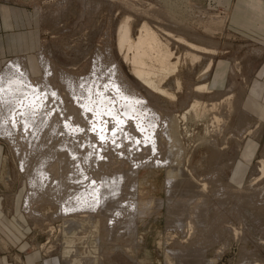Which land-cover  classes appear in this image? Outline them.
I'll list each match as a JSON object with an SVG mask.
<instances>
[{
	"label": "rangeland",
	"instance_id": "1",
	"mask_svg": "<svg viewBox=\"0 0 264 264\" xmlns=\"http://www.w3.org/2000/svg\"><path fill=\"white\" fill-rule=\"evenodd\" d=\"M234 1L86 0L82 4L81 0H0V68L14 55L25 54L37 77L41 69L36 54L46 48L58 66L86 73L97 54L109 48L142 94L146 89L133 77L131 64L117 48L120 27L125 20L130 22L135 38L144 20L154 26L161 24L165 30L160 38L169 46L172 61H179L165 83L176 96L153 101L159 103L160 112L175 114L178 119L179 114L189 111L179 125L183 148L178 159L184 166L180 180H185L182 184L186 188L173 187L174 193L169 192L167 198L176 204L165 201L143 220L140 243L131 233L129 239L117 231L109 238L104 218L97 219L95 228L64 227L55 217L58 206L53 204L35 203L44 218L34 221L27 217L22 208L27 175L20 169L18 154L2 140L0 229L8 234L11 228L25 229L23 236L31 240L28 247L41 254L40 263L47 264H62L64 259L71 264H243L252 260L264 264V31L253 26L231 28ZM180 37L207 46L211 52L192 50ZM190 51L199 53L200 59L193 61ZM211 57L213 65L207 68ZM201 82L208 83L210 93L201 95L193 90ZM225 93H230L232 100L221 103L218 112L199 114L211 98ZM195 99L200 105L192 109ZM220 113L225 120L213 122V114ZM202 136L211 138L215 149H210ZM127 168L124 164L119 170ZM162 178L161 173L155 177L154 194L163 199ZM251 194L256 203L247 204L243 198ZM255 204L263 208L257 209ZM173 206L177 207L174 214L170 213ZM191 211L203 222L200 234L193 235V241V237H183L184 232L175 242L176 233L165 234L164 225L178 216L188 218ZM166 235L173 240L165 243ZM212 235L215 237L210 240ZM1 238L6 244L1 242L0 248L7 249L0 234Z\"/></svg>",
	"mask_w": 264,
	"mask_h": 264
},
{
	"label": "bare ground",
	"instance_id": "2",
	"mask_svg": "<svg viewBox=\"0 0 264 264\" xmlns=\"http://www.w3.org/2000/svg\"><path fill=\"white\" fill-rule=\"evenodd\" d=\"M81 2L86 4V0ZM136 12L144 13L139 9ZM164 30L161 24L154 26L144 20L134 38L130 22L125 20L120 27L117 48L131 64V74L146 94L139 92L140 88L132 83L109 48L97 54L86 73L58 66L46 48H40L36 54L41 69L37 77L25 54L14 55L0 68V140L18 154L20 169L26 172L28 187L22 208L27 217L34 221L43 219L34 204H53L58 206L55 217L64 227L95 228L97 219L104 218L109 238L117 231L128 239L132 234L138 241L140 225L153 210L165 201L168 205L176 204L167 197L169 192L174 193L173 187H185V180H180L184 178V166L178 159L183 148L179 125L188 118L189 111L179 114L178 119L175 114L160 112L159 103L153 101L176 96L165 83L175 73L179 61H172L169 46L160 38ZM184 41L192 50L211 52L207 46ZM196 51L188 53L193 61L201 57ZM208 62L207 68L213 65V58ZM207 82L195 85L193 90L201 95L210 93ZM176 83L180 85L179 81ZM230 99V93L211 98L199 114L206 110L218 112L220 104ZM199 105L200 101L195 99L192 109ZM211 119L219 123L225 120L221 113L213 114ZM201 140L215 149L211 138L202 136ZM124 164L128 168L119 170ZM159 173L163 175L160 189L165 200L154 194ZM17 193L12 195V205ZM243 199L247 204L256 203L252 194ZM176 209L173 206L170 213L174 214ZM187 216L175 217L164 225L165 234L176 233L175 242L177 235L184 232L187 239L200 234L201 218L194 211ZM165 237V243L173 240ZM1 242L4 243L2 238ZM66 260L61 263L71 264Z\"/></svg>",
	"mask_w": 264,
	"mask_h": 264
},
{
	"label": "crops",
	"instance_id": "3",
	"mask_svg": "<svg viewBox=\"0 0 264 264\" xmlns=\"http://www.w3.org/2000/svg\"><path fill=\"white\" fill-rule=\"evenodd\" d=\"M229 24L231 28L244 27L249 29L253 26L263 28L264 31V0H235L231 8ZM9 230L11 231L10 234H8V230L0 229L1 236L8 244L7 249L0 248V264H41V254L29 248L28 245L31 240L29 237L25 238L23 236L22 232L26 230L23 228H11ZM29 236H31V233ZM52 264H56L55 261Z\"/></svg>",
	"mask_w": 264,
	"mask_h": 264
}]
</instances>
